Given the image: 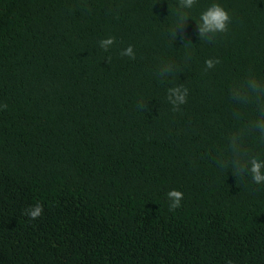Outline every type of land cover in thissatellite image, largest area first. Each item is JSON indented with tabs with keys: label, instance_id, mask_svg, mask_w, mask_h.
Masks as SVG:
<instances>
[{
	"label": "trees",
	"instance_id": "obj_1",
	"mask_svg": "<svg viewBox=\"0 0 264 264\" xmlns=\"http://www.w3.org/2000/svg\"><path fill=\"white\" fill-rule=\"evenodd\" d=\"M212 3L229 30L201 42ZM186 11L171 43L176 0H0V264H264V183L218 164L257 116L235 120L229 89L264 79V0ZM163 62L182 72L159 78ZM242 141L264 160L259 133ZM36 204L41 217L23 214Z\"/></svg>",
	"mask_w": 264,
	"mask_h": 264
},
{
	"label": "clouds",
	"instance_id": "obj_2",
	"mask_svg": "<svg viewBox=\"0 0 264 264\" xmlns=\"http://www.w3.org/2000/svg\"><path fill=\"white\" fill-rule=\"evenodd\" d=\"M170 3V0H169ZM198 0H176V23L170 30L169 36L171 43L178 38V30L183 27L190 18L188 11L196 6ZM172 11L170 6V12ZM231 16L220 3H212L200 13L198 26V36L201 42H211L220 33H227ZM115 43V37H108L99 41V47L107 52ZM191 44L185 43L184 45ZM121 56H127L135 59L136 53L134 47L129 45L120 53ZM187 57L185 58V62ZM219 59L209 58L205 61V70L212 69L219 64ZM182 69L180 65L173 62H163L157 72L161 79L175 78L180 75ZM188 88L183 84H178L167 89V101L173 106V111H178L181 105L187 103ZM229 99L233 105L232 116L235 120L243 118L242 108L254 105L257 116L255 119L247 122L245 130L233 131L228 136V149L230 155L227 158H221L218 164L223 168H229L238 178L243 175H251L253 183L259 185L264 183V160L255 155L249 156L243 147L242 136L246 133H259L264 140V79H257L255 76H249L238 83H235L229 89ZM145 108V104L143 105ZM7 104H0V110L6 109ZM247 157V158H245ZM168 207L170 211L181 207L183 192L179 190H170L167 194ZM23 214L30 219H37L43 214V205L36 204L23 210Z\"/></svg>",
	"mask_w": 264,
	"mask_h": 264
}]
</instances>
